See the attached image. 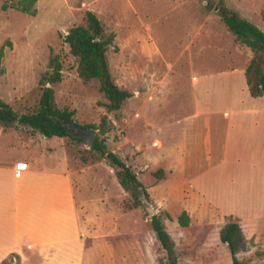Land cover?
<instances>
[{
    "label": "rangeland",
    "instance_id": "obj_1",
    "mask_svg": "<svg viewBox=\"0 0 264 264\" xmlns=\"http://www.w3.org/2000/svg\"><path fill=\"white\" fill-rule=\"evenodd\" d=\"M16 1L0 0V99L17 114L32 111L40 93L38 80L56 55L61 79L51 85L54 104L72 109L77 125H94V136L102 137L106 150L131 168L148 196L141 206L130 207L106 159L87 150L82 139L44 137L25 125L0 124L7 158L31 153L46 165L59 161L62 168L86 175L84 187L93 189L90 177H98L113 192V225L82 221L72 243L73 257L66 263L162 264L164 252L148 219L165 211L170 218L163 223L178 264H231L227 245L219 240L228 219L237 221L243 237L236 257L243 264H264V137L255 141L249 136L251 131L261 135L264 126L249 123L254 115L241 114L234 98H241L242 106L255 100L256 108L263 109L264 97L240 95L249 93L243 70L254 53L236 42L220 21L217 0H136L135 16L123 0L94 10L105 32L114 34L105 52L111 78L131 93L116 111L106 110L96 79L78 77L76 59L63 41L70 27L84 23V11L92 5L35 0L32 15L10 6ZM223 2L264 32V0ZM199 75H211V80L193 82ZM230 106L236 111L235 125L227 129V137L222 109ZM255 116L260 120L264 113ZM102 117L106 124L100 133ZM163 145L165 158L154 151ZM162 157L183 165L186 172L198 167L209 171L203 189L217 207H196L189 182ZM157 169L162 170L160 178L153 175ZM181 210L189 217L184 227L176 223ZM46 250H31L25 257L11 252L0 264H55L60 254L54 251L52 258Z\"/></svg>",
    "mask_w": 264,
    "mask_h": 264
},
{
    "label": "crops",
    "instance_id": "obj_2",
    "mask_svg": "<svg viewBox=\"0 0 264 264\" xmlns=\"http://www.w3.org/2000/svg\"><path fill=\"white\" fill-rule=\"evenodd\" d=\"M111 1L66 0V3L67 6L77 5L79 2L82 6L92 5L93 8L88 7L87 10L94 13L96 8L103 7L105 9L107 5L112 3ZM123 1H127L129 9L132 10V15H137V9L133 4L136 0ZM221 72L232 73L231 70ZM205 77L211 80V75H199L193 77V82L198 81L200 83ZM245 88L248 91L246 83ZM205 92L207 93V91ZM241 94L248 95L253 99L264 97V94L256 97H252L249 93ZM234 98L235 102L239 104L237 106L241 114L254 115L248 117L249 123L252 121L253 126L257 124L264 126L262 122L264 118L257 120V116H255L264 113V108H256L258 106L254 104L255 100H249V106H242L241 98ZM235 113L236 111L231 106L222 109L227 137V129H232L235 125ZM158 127L161 131L164 130V125ZM260 133L261 135H258V132L251 131L249 136L257 141L258 136L264 137V132ZM3 135V131H0V138ZM163 149L164 145L162 149L159 148L154 151L158 154L162 153L165 158L166 152ZM2 152L3 147L0 140V260L11 252L25 257L29 252H32L31 250L47 251L46 249H50L49 257H54V251L60 254L57 256L58 260L55 259V264H67L66 260L73 257L72 243L76 242V234L80 232V226L84 225L82 221L85 223L96 222L98 226L113 225L112 223L117 216L114 212L116 205L112 203V190L107 188L108 186L103 180L98 177H90L97 195L94 197V190L92 188L90 190L89 186L84 187L81 183L86 177L83 172L73 173L64 169L59 161H54L52 165H46L44 160L40 159L41 157H36L31 153L9 159ZM16 162L24 163L25 167L15 169L14 164ZM165 163L174 165L180 171H178L181 175L180 179L183 181L186 179L189 182L194 195H196V207L200 209V207L209 204L217 207L203 189V179L209 171L203 172L198 167L190 173L186 172L181 164L175 166L174 162L165 161ZM163 191L167 192V189ZM80 214L83 215V218ZM71 234H75V236ZM61 256L65 258L62 261L60 260ZM69 264L71 263L69 262Z\"/></svg>",
    "mask_w": 264,
    "mask_h": 264
},
{
    "label": "trees",
    "instance_id": "obj_3",
    "mask_svg": "<svg viewBox=\"0 0 264 264\" xmlns=\"http://www.w3.org/2000/svg\"><path fill=\"white\" fill-rule=\"evenodd\" d=\"M35 0H17L11 3L22 12L34 14L32 7ZM5 5H2L4 7ZM216 12L225 28L232 34L234 40L248 47L254 55L249 59L243 73L248 92L252 97L264 94V32L249 20L240 17L237 12L227 7L223 0H217ZM114 34L105 32L103 25L97 16L90 10L84 11V23L70 27L63 41L67 44L69 53L76 59V73L78 77L87 81L96 79L99 91L106 99L105 108L107 111H116L122 102L131 93L118 87L112 80L108 70L105 52L112 44ZM2 50L0 49V61ZM49 70L45 71L38 80L40 93L37 105L30 112L17 114L11 106L0 99V124L3 126L11 123L21 124L28 127L32 132H38L44 137H69L77 142L81 139L72 136L67 129L69 124L77 125L72 115L74 111L68 108H58L53 101V90L51 85L61 79V63L56 55L48 60ZM105 118L102 117L99 123L100 133L105 131ZM91 127L94 125H83ZM87 150L103 156L108 165L113 169V174L119 184L129 197V206L138 207L142 205V198L147 200V193L131 168L126 165L115 153L106 150L104 139L93 136ZM83 162L87 159L81 157ZM156 178L162 176V170L153 172ZM169 219L167 212L163 216L158 213L151 215L148 219L149 228L154 233L160 248L164 252L162 264H178L174 242L165 229L163 220ZM189 217L185 210H181L176 216V223L179 226H187ZM243 239L239 225L236 220L228 219L219 232V240L226 243L231 264H243L237 257V245Z\"/></svg>",
    "mask_w": 264,
    "mask_h": 264
},
{
    "label": "water",
    "instance_id": "obj_4",
    "mask_svg": "<svg viewBox=\"0 0 264 264\" xmlns=\"http://www.w3.org/2000/svg\"><path fill=\"white\" fill-rule=\"evenodd\" d=\"M68 133L72 136L82 139L85 142V145L88 147L91 144V141L94 136V129L91 127H81L79 125H75L74 123L69 124L67 129ZM146 200L142 198V201ZM152 213V212H151ZM154 213L150 214L153 215Z\"/></svg>",
    "mask_w": 264,
    "mask_h": 264
},
{
    "label": "built area",
    "instance_id": "obj_5",
    "mask_svg": "<svg viewBox=\"0 0 264 264\" xmlns=\"http://www.w3.org/2000/svg\"><path fill=\"white\" fill-rule=\"evenodd\" d=\"M14 167H15V169H22V168L25 167V164H24V163L16 162V163L14 164Z\"/></svg>",
    "mask_w": 264,
    "mask_h": 264
}]
</instances>
